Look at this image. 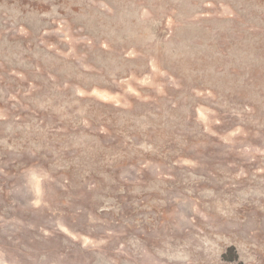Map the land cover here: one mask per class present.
<instances>
[{
	"label": "rangeland",
	"instance_id": "1",
	"mask_svg": "<svg viewBox=\"0 0 264 264\" xmlns=\"http://www.w3.org/2000/svg\"><path fill=\"white\" fill-rule=\"evenodd\" d=\"M0 264H264V0H0Z\"/></svg>",
	"mask_w": 264,
	"mask_h": 264
}]
</instances>
